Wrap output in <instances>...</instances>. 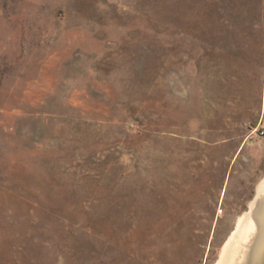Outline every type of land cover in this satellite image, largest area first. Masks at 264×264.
Here are the masks:
<instances>
[{
	"label": "rangeland",
	"instance_id": "obj_1",
	"mask_svg": "<svg viewBox=\"0 0 264 264\" xmlns=\"http://www.w3.org/2000/svg\"><path fill=\"white\" fill-rule=\"evenodd\" d=\"M263 178L264 0H0V264H216Z\"/></svg>",
	"mask_w": 264,
	"mask_h": 264
},
{
	"label": "water",
	"instance_id": "obj_2",
	"mask_svg": "<svg viewBox=\"0 0 264 264\" xmlns=\"http://www.w3.org/2000/svg\"><path fill=\"white\" fill-rule=\"evenodd\" d=\"M264 187V180H262L259 185L257 186V192H256V195L254 197V199L250 202V205H249V209L240 217L238 223H237V226L236 228L233 230V232L231 233V235L229 236V238L227 239V241L225 242L223 248H222V251H221V254L216 262V264H223L224 263V260L227 256V253L229 251V248L231 247V245L235 242L237 236H238V233L240 231V228L244 225V223L250 218L251 216V213L253 211V207L254 205L256 204L258 198H259V195H260V191L261 189Z\"/></svg>",
	"mask_w": 264,
	"mask_h": 264
},
{
	"label": "flooded vegetation",
	"instance_id": "obj_3",
	"mask_svg": "<svg viewBox=\"0 0 264 264\" xmlns=\"http://www.w3.org/2000/svg\"><path fill=\"white\" fill-rule=\"evenodd\" d=\"M262 180H264V178H263ZM262 180H261V181H262ZM261 181H260V182H261ZM260 182H258V184L255 186L254 195H253L252 199L249 201V203H248V205H247V209H246L245 211H243L242 214L239 216V218H238V220H237V222H236V225H235L234 229L236 228L237 223H238L240 217H241V216H242V215H243V214L249 209L250 202L254 199V197H255V195H256V192H257V186L259 185ZM234 229H233V230H234ZM233 230H232V232H233ZM232 232H231V233H232ZM231 233L229 234V236L231 235ZM229 236L227 237V239L229 238ZM227 239L225 240V242L227 241ZM225 242L223 243L222 248H223ZM221 251H222V249H221ZM220 254H221V253H220ZM219 256H220V255H219ZM218 258H219V257H218Z\"/></svg>",
	"mask_w": 264,
	"mask_h": 264
}]
</instances>
